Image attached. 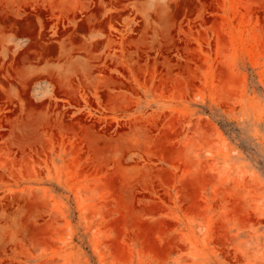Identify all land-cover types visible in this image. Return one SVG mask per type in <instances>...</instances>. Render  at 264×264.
Here are the masks:
<instances>
[{
	"label": "rangeland",
	"instance_id": "obj_1",
	"mask_svg": "<svg viewBox=\"0 0 264 264\" xmlns=\"http://www.w3.org/2000/svg\"><path fill=\"white\" fill-rule=\"evenodd\" d=\"M0 264H264V0H0Z\"/></svg>",
	"mask_w": 264,
	"mask_h": 264
}]
</instances>
